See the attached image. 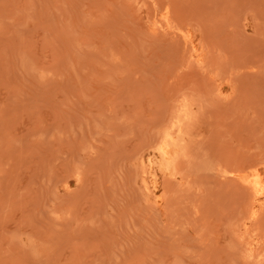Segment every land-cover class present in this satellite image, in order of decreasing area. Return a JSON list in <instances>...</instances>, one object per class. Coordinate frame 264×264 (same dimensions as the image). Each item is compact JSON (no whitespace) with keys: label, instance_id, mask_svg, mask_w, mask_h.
Masks as SVG:
<instances>
[{"label":"rangeland","instance_id":"obj_1","mask_svg":"<svg viewBox=\"0 0 264 264\" xmlns=\"http://www.w3.org/2000/svg\"><path fill=\"white\" fill-rule=\"evenodd\" d=\"M0 73V264H264V0H0Z\"/></svg>","mask_w":264,"mask_h":264},{"label":"bare ground","instance_id":"obj_2","mask_svg":"<svg viewBox=\"0 0 264 264\" xmlns=\"http://www.w3.org/2000/svg\"><path fill=\"white\" fill-rule=\"evenodd\" d=\"M168 28H171L170 26L168 27ZM173 30V29H172ZM170 32V31H169ZM173 32H174V30H173ZM176 32V31H175ZM171 33V32H170ZM181 33V36H182V38H183V41H184V43H185V45L188 47V48H190V47H194V51H192V58H193V60L195 61V62H197V63H203L204 62V60H205V55H207L206 53L204 54V51L203 50H199V48L196 46V42H197V40H198V37L196 36V34H194L193 33V31L191 30V29H188L187 31H182V32H180ZM172 34V33H171ZM170 34V35H171ZM166 38H169V37H166ZM165 38V39H166ZM181 38V39H182ZM175 45H177V46H175V48H178V46L180 47L181 46V43H176ZM183 45V44H182ZM184 45V46H185ZM182 47V46H181ZM184 48V47H183ZM191 58V57H190ZM190 60H192V59H190ZM189 60V61H190ZM207 60V59H206ZM193 63L194 64V66H195V64L196 63ZM207 62V61H206ZM190 64H191V62H190ZM207 64H208V62H207ZM209 65V64H208ZM208 65H206V66H208ZM211 65V64H210ZM191 67V66H190ZM192 67H193V65H192ZM198 67V66H197ZM205 67V66H204ZM202 68V67H201ZM207 68V67H206ZM208 68H209V66H208ZM198 69V68H197ZM200 69V68H199ZM198 69V70H199ZM202 71V70H201ZM215 71V70H214ZM26 73H27V71H26ZM0 74H2V73H0ZM3 75V74H2ZM218 75V74H217ZM1 76V75H0ZM1 78V77H0ZM5 78V77H4ZM8 78V77H7ZM10 78V77H9ZM209 78V77H208ZM2 80H3V78H1ZM0 79V80H1ZM7 81H9V80H7ZM214 81H216V82H218L219 81V77H217V76H214ZM213 81V82H214ZM0 82H2V81H0ZM212 82V81H211ZM220 82V81H219ZM219 82H218V84H219ZM3 93V92H2ZM6 93V92H5ZM8 95V94H7ZM6 95V96H7ZM3 96V95H2ZM10 97V96H9ZM3 98V97H2ZM9 100V99H8ZM213 100V99H212ZM5 101V100H4ZM10 103H11V101H10ZM213 103H215L214 101H213ZM217 103V102H216ZM219 103V102H218ZM7 104H9V102L7 103ZM206 104V103H205ZM204 104V105H205ZM210 104V103H209ZM193 105V104H192ZM207 106V105H206ZM205 106V107H206ZM210 107V106H209ZM174 108H175V106H174ZM208 108V107H207ZM173 109V108H172ZM212 109V108H211ZM216 109V108H215ZM214 109V110H215ZM206 110H208V111H213V110H209V109H206ZM216 111H217V109H216ZM221 111V110H220ZM169 112V111H168ZM167 111H166V113H168ZM214 112V111H213ZM213 112L211 113V114H213ZM219 111H217V114L220 116V112L218 113ZM166 113L165 114H163V115H165V119H166V117L168 116V114H167V116H166ZM191 113V112H190ZM196 113V112H195ZM170 114L172 115L173 113L172 112H170ZM205 114V113H204ZM206 114H208L207 112H206ZM216 114V113H215ZM216 114V115H217ZM163 115H161V116H163ZM160 116V117H161ZM203 116H205V115H203V113H202V117ZM218 116V117H219ZM221 116H222V114H221ZM169 117H171V116H169ZM199 117H201V115L199 116L198 115V118ZM207 117H209V116H207ZM210 117H212V116H210ZM209 117V118H210ZM214 117V116H213ZM163 118V120H161V122L163 121V123H165V119H164V117H162ZM209 118H207L206 119V117H205V119L206 120H208ZM216 118V117H215ZM157 119V121L160 119V118H156ZM156 119H155V121H156ZM203 120H204V118H202ZM213 119V118H212ZM218 119V118H217ZM216 119V120H217ZM216 120H214L213 119V121H216ZM222 120V119H221ZM154 121V122H155ZM198 121H199V119H198ZM200 121H201V118H200ZM153 122V123H154ZM160 121H158V122H155L154 123V125L156 124V123H159ZM160 122V124L161 125H163L162 123ZM188 122V121H187ZM203 121H201V123H202ZM209 122V121H208ZM153 123H152V125H153ZM190 123V122H189ZM196 123V122H195ZM205 123V122H204ZM214 123V122H213ZM216 123H218V122H216ZM219 123H222L220 120H219ZM218 123V124H219ZM160 124L158 125V126H160ZM166 124V123H165ZM198 124H200L199 122H198ZM215 124V123H214ZM153 125V126H154ZM157 125V124H156ZM155 125V126H156ZM202 125H204L203 123H202ZM206 125V124H205ZM204 125V126H205ZM157 126V127H158ZM176 126H177V123H174L173 125H172V129H170V130H166L164 133H163V135L161 136V138L160 139H158L159 140V142H160V146L158 147V153H159V155H160V157H161V159L163 160V161H171L174 157H175V154L177 153L175 150H173V149H171V147H170V145H169V141H170V139H171V136H172V132H174V130L176 129ZM218 126V125H217ZM183 127H185V126H183ZM198 127V126H197ZM206 127H208V125H206ZM156 128V127H155ZM213 128V127H212ZM152 129H154V127H152ZM157 129V128H156ZM155 129V131L157 132V130ZM187 129H188V127H187ZM196 129V128H195ZM195 129H194V131H195ZM200 129H201V127H198V131L200 132ZM208 128H206V130H207ZM216 129H218L217 127L215 128L214 127V131L216 130ZM191 130V129H190ZM203 130H205V128L203 129ZM212 131V130H211ZM199 132H197V134L199 133ZM201 132H203L202 130H201ZM152 133H155L154 131L152 132ZM195 133V132H194ZM209 133H210V131H209ZM209 133H208V135H209ZM151 134V133H150ZM196 134V135H197ZM202 134V133H201ZM207 134V133H206ZM147 136H149V133L148 134H146ZM146 135H144V137L146 138L147 136ZM154 135V134H153ZM153 135H150V136H152V139H155V138H153V137H155L156 136V133H155V135L153 136ZM157 135H158V133H157ZM189 135L191 136V133H189ZM198 135H200V133L198 134ZM149 136V137H150ZM189 136V137H190ZM215 137H217V136H215ZM143 138V137H142ZM151 138V137H150ZM157 136H156V140H157ZM180 138V137H179ZM208 138V137H207ZM243 138V137H242ZM241 137L239 138V139H242ZM204 139H205V137H204ZM218 139H220V136H219V138ZM145 140H147V139H145ZM156 140H152V144L151 145H149V143L147 144V145H149V146H152L153 145V141L155 142ZM192 140V139H191ZM190 140V141H191ZM236 141H238V139H235ZM180 141V140H179ZM197 140H194V142L193 143H195ZM199 141H200V139H199ZM150 142H151V140H150ZM157 142V141H156ZM201 142V141H200ZM210 142V141H209ZM212 142V141H211ZM210 142V143H211ZM217 142H219V141H217ZM215 140H214V143L212 142L211 143V145L212 144H218ZM239 142V141H238ZM237 142V143H238ZM187 143V142H186ZM192 143V142H191ZM203 143V141L201 142V144ZM240 143V142H239ZM238 143V144H239ZM184 144V143H183ZM196 144V143H195ZM194 144V145H195ZM198 144H200V143H198ZM209 144V143H208ZM207 144V145H208ZM188 145V144H187ZM193 145V146H194ZM211 145L208 147V151H211V150H209V149H212V147H211ZM188 146H190V145H188ZM213 146V145H212ZM183 147V146H182ZM185 147H186V145H185ZM191 147V146H190ZM190 147H188L189 149H190ZM195 147V146H194ZM197 147V150H198V147H200V146H196ZM204 147H206L207 148V146H205L204 145ZM218 147V146H217ZM144 148V147H143ZM192 149H193V147H191ZM189 149H188V151H189ZM139 150V149H138ZM196 150V151H197ZM199 151V150H198ZM201 151V150H200ZM204 151V150H203ZM213 151V150H212ZM251 151V150H250ZM141 152V151H140ZM139 152V155L141 154ZM192 152V151H191ZM195 152V151H194ZM202 152V151H201ZM205 152H207L206 150L204 151V153ZM203 153V152H202ZM203 153V154H204ZM210 153V152H209ZM208 153V154H209ZM246 153H247V151H246ZM245 153V154H246ZM248 153H249V151H248ZM191 154V153H190ZM194 154H199V153H194ZM207 154V153H206ZM207 154V155H208ZM213 154H214V152H213ZM153 155V154H152ZM189 155V154H188ZM209 155H211V154H209ZM198 156V155H197ZM197 156H196V161L197 162H199L198 161V158H197ZM200 157H201V154L199 155ZM214 156V155H213ZM244 157H246L247 158V156H249V155H247V156H245V155H243ZM140 157H141V155H140ZM182 157H183V155H182ZM191 157V156H190ZM205 157H207L206 155H205ZM211 158V156H208V158ZM239 157L240 156H237V158L239 159ZM242 157V156H241ZM241 157H240V160H241ZM138 158V160H139V156L137 157ZM189 158V157H188ZM153 159V158H152ZM182 159H184V157L182 158ZM182 159H180V161L182 160ZM186 159V158H185ZM184 159V160H185ZM204 158H202V159H200V161H202ZM179 160V159H178ZM187 160V159H186ZM179 161V162H180ZM189 161V160H188ZM188 161H186V163L188 162ZM191 162H193V161H195V160H190ZM207 161V160H206ZM238 161V160H237ZM136 162H137V160H136ZM209 162H210V159H209ZM242 162V161H241ZM150 163V162H149ZM203 162H201V164H202ZM204 163H206L205 161H204ZM203 163V164H204ZM240 163V162H239ZM180 164H181V162H180ZM183 164V163H182ZM199 165L200 164V162L198 163V164H196V162H194L193 163V166L194 167H197V166H195V165ZM207 164V163H206ZM153 165V164H152ZM156 165V164H155ZM178 165H179V163H178ZM184 165V164H183ZM182 165V166H183ZM189 166L188 167H190V164H188ZM185 166L187 167V165L185 164ZM173 167V166H172ZM178 167V166H177ZM186 167H184V170L186 169ZM200 166H198L196 169H198ZM178 168H180V166L178 167ZM181 169H183L182 167H181ZM181 169H180V171H181ZM191 169H192V167H191ZM150 170V169H149ZM172 170V169H171ZM177 170V169H176ZM180 171H178V172H180ZM188 172H190V170H187ZM202 171V170H201ZM207 171V170H206ZM148 172V171H147ZM184 172H186V171H184ZM187 172V173H188ZM196 171L194 170V173H195ZM197 172H199V171H197ZM202 172H204V171H202ZM202 172H200V176L198 175V173H195V174H197L198 175V177H202V175L204 174H202L201 175V173ZM152 174H153V172L152 173H149V174H144L143 175V179L142 180H144V188L146 189V190H148V191H146L144 188V190H145V192H148V196L149 195H153V197H155V196H159V194H160V185L157 183V181H155L154 179H153V176H152ZM191 174V173H190ZM207 174V173H206ZM177 175V174H176ZM182 175V174H181ZM205 175V174H204ZM204 175H203V177H204ZM183 176V175H182ZM168 179V178H167ZM169 179H171V178H169ZM242 182H244L251 190H249V191H252V194H253V197L255 198V201H256V203H255V207H254V209H253V211H252V217H256L257 216V214H258V211H259V208H258V204H257V202L258 201H261L262 199H263V197H264V186H263V182H264V168H255V167H252L251 168V172L250 173H247V174H244V175H241L240 176V178H239ZM166 180V179H165ZM164 180V181H165ZM174 180V179H173ZM172 180V181H173ZM168 182H172V181H169V180H167ZM166 181V182H167ZM177 181V180H176ZM180 181H178L177 183H179ZM174 183H176V182H174ZM174 183H172V184H174ZM162 185V184H161ZM164 185V184H163ZM166 185V184H165ZM168 185H170L169 183H168ZM174 186V185H173ZM175 186H177V185H175ZM174 186V187H175ZM166 187H167V185H166ZM174 187L172 188L171 187V189H170V186L168 187L169 189H170V191L171 192H174ZM246 187V186H245ZM163 188V187H162ZM176 189H178L177 187H175ZM193 188V187H192ZM200 189V188H199ZM142 190V189H141ZM143 190V191H144ZM165 190V189H164ZM167 190V189H166ZM165 190V191H166ZM187 190V189H186ZM190 190V189H189ZM194 190V189H193ZM179 191V190H178ZM191 191V190H190ZM203 191V190H202ZM168 192V191H167ZM181 192L182 193H184V191H182L181 190ZM187 192V191H186ZM191 193H193V192H191ZM199 193V192H198ZM249 193H251V192H249ZM139 194H141V193H139ZM144 196V195H143ZM142 196V197H143ZM141 197V196H140ZM145 197V196H144ZM144 200H145V198H143ZM142 199H140L139 201H141ZM168 201L169 202H167V203H170V200L168 199ZM170 205H172V203L171 204H168V206H170ZM148 206H150V205H148ZM167 206V205H166ZM152 207V206H151ZM151 207H148V208H151ZM171 207V206H170ZM154 208V207H153ZM152 208V209H153ZM155 209V208H154ZM153 209V210H154ZM172 209V208H171ZM171 209H170V211H169V209L167 210V211H169V212H171ZM156 210H158V209H155V211ZM161 210V209H160ZM163 210H164V208H163ZM166 210V209H165ZM177 211H179V210H177ZM206 220V219H205ZM201 222V221H200ZM197 224V223H196ZM199 224V223H198ZM201 224V223H200ZM199 224V225H200ZM173 225H175V224H173ZM178 225V224H177ZM199 225H197V226H199ZM206 224H204L203 226H205ZM176 226V225H175ZM197 226L195 225V229L194 230H196V228H197ZM169 226H167V228H168ZM178 228V227H177ZM176 228V229H177ZM173 229V228H172ZM193 230V226H192V228L190 227V230ZM167 230V229H166ZM185 230V229H184ZM193 230V231H194ZM169 231V230H168ZM186 231L187 230H185V231H183V232H185L186 233ZM170 232V231H169ZM168 232V233H169ZM174 232H175V230H174ZM179 232L181 233V231L179 230ZM178 232V233H179ZM188 232H190V231H188ZM179 233V234H180ZM192 233V232H191ZM171 234H174V233H171L170 232V235ZM175 234H176V232H175ZM172 236H174L175 237V235H172ZM176 236H177V234H176ZM192 236V235H191ZM248 243V242H247ZM246 243V244H247ZM239 242L236 244V246L238 247V246H240L239 247V249L240 248H242L241 247V245L239 244ZM231 245H233V244H231ZM244 246V245H243ZM234 248H235V246H233ZM263 247V246H262ZM229 249V248H228ZM233 249V248H232ZM232 249H229V251L231 250L232 252H233V250ZM235 250L236 249H234V253H235ZM260 250H261V248H260ZM226 251H227V249H226ZM229 251H227V253L229 252ZM236 251H238V248H237V250ZM263 251V250H262ZM219 252H221V250L219 251ZM257 252V251H256ZM218 253V252H217ZM222 253V252H221ZM224 253V252H223ZM229 253H231V252H229ZM242 253V252H241ZM240 253V254H241ZM262 253V252H261ZM236 254V253H235ZM234 254V255H235ZM219 255V254H218ZM227 255H229V254H227ZM231 255V254H230ZM233 255V254H232ZM243 255V254H242ZM257 255H258V253H257ZM244 256V255H243ZM254 256H255V254H254ZM237 258V257H236ZM236 258H235V261H236ZM254 258V257H253ZM252 258V259H253ZM232 259H234V256L232 257ZM244 259V258H243ZM251 259V260H252ZM247 260V262H248V259H246ZM245 261V260H244ZM254 261V260H253ZM253 261H251V262H253ZM264 261V260H263ZM246 262V261H245ZM258 263H260V262H258ZM263 263V262H262ZM239 264V263H238ZM253 264V263H252ZM261 264V263H260Z\"/></svg>","mask_w":264,"mask_h":264}]
</instances>
